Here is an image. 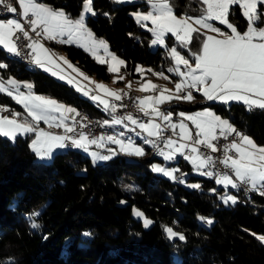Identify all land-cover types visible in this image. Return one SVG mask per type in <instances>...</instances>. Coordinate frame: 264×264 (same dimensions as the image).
<instances>
[{"label":"trees","instance_id":"16d2710c","mask_svg":"<svg viewBox=\"0 0 264 264\" xmlns=\"http://www.w3.org/2000/svg\"><path fill=\"white\" fill-rule=\"evenodd\" d=\"M39 1L75 17L86 0ZM144 4L92 0L95 15L89 13L86 24L96 36L107 40L133 76H139L134 72L136 65L143 64L151 69L147 76L159 78L155 73L169 74L173 59L166 48H151L152 32L134 18L133 12ZM171 4L179 15H200L205 8L202 0H171ZM229 20L239 31L247 29V18L238 5L231 7ZM200 33L202 40L204 33ZM192 36V44L183 49L171 34L166 41L190 54L201 46L197 34ZM49 45L64 50L88 73L110 78L106 64L82 47L54 41ZM3 57L7 65L0 69L3 76L29 78L36 92L90 115L107 116L98 104L79 95L68 83L40 68H28L30 63L9 57L0 46V59ZM0 100L19 106L2 92ZM202 104L264 145V109L249 111L237 101H196L166 105L164 110L179 106L195 109ZM30 137L27 134L13 141L0 135V264H264V242L259 239V234L264 235V196L237 188V203L225 205L218 196L223 188L217 186L215 177L192 173L184 156L173 163L199 187L171 181L144 163L160 159L149 144H145L138 161L120 153L93 163L81 150L66 148L44 162L31 149ZM134 207L153 220L149 227L134 217ZM200 217L213 222L208 224ZM33 221L40 227L32 228ZM168 227L185 239L169 238Z\"/></svg>","mask_w":264,"mask_h":264},{"label":"snow or ice","instance_id":"6c2138e0","mask_svg":"<svg viewBox=\"0 0 264 264\" xmlns=\"http://www.w3.org/2000/svg\"><path fill=\"white\" fill-rule=\"evenodd\" d=\"M17 2L23 10L21 19H0V45H3L9 53L20 55L17 42L21 39L29 41L26 47L31 49V52L28 55L32 57L37 66L51 71L54 76L59 75L60 79H66L85 96L90 94L89 91L85 90L74 78L65 75L60 65L52 59L49 50L38 40L33 39L30 32L35 33L36 37L43 36L45 39L56 40L58 43L79 42L82 47L93 54L103 48L112 61L109 64V72H118V65H124L125 62L122 59L108 52L105 41L94 38L92 32L86 28L83 13L79 19L73 20L63 10H54L37 3L36 0H17ZM117 2H123V0H117ZM148 2L151 6L150 11L137 12L134 15L137 22L144 27L147 25L143 22L151 21L152 27L148 28V31L153 33L154 39L151 41L153 45L167 47L166 36L171 34L179 48H187L193 42L192 34L196 33V39L201 45L200 49L191 52L190 58H186L181 54V51H178L177 46L169 48V54L175 61V67H169L168 72L175 73L180 77L179 81L175 83L177 95L166 96L164 91L170 93L171 90H164L158 97L148 96L139 99V111L150 117L147 122H141L134 118L133 114L127 113L124 116L112 115L111 121L101 122V127L123 124L125 129L135 132L137 137L146 133L144 143L158 148L159 154L163 155L166 160L173 159L176 153L184 155V150L188 149L191 155H185V159H190L198 171L217 163L211 156L200 151L201 146L211 149L212 152L222 151L223 157L218 162L230 172L217 173L216 182L225 187L231 185L233 188L250 185V190H260L264 195V146H258L248 135L242 134L232 123L210 110L205 109L195 114L179 112L178 115L181 119L178 123H173L172 111L169 109L160 111L158 107L172 99L192 101L195 99L192 90H196L202 92L203 97L209 101H220L225 104L230 101L243 102L249 111L253 108L264 109V27L259 26L264 24V7H261L264 6V0H202L206 7L198 17L185 15L180 18L174 14L171 0H148ZM0 3L4 4L7 11L17 13V8L5 3V0H0ZM237 5L242 9V14L248 21L247 30L243 33L238 31L237 26L229 20L231 7ZM85 12L95 15L92 10V0H86ZM210 21H219L220 24L226 25L231 30L230 34L222 32ZM193 24L217 33L223 38L207 35L200 40L203 34L198 28H194ZM60 59L73 72H79V69L65 58L61 57ZM97 60L100 63L106 62L100 60L98 56ZM181 65L186 70H181ZM6 67V64L0 63V69ZM136 71L142 72L143 70L137 67ZM155 75L162 76L163 73H155ZM123 78L119 77L121 80ZM23 88L27 89V92L21 91V84L15 79L10 78L6 82L0 79V92L12 96L18 104L23 106L27 116L31 118V120L27 118L23 121L18 120L17 117L21 116L19 112H12L11 118L0 116V135L15 141L18 135L35 133V139L32 140L30 147L39 159L50 160L55 149L76 148L89 153L94 163L106 161L116 154L114 149H108L109 155H102L97 151L90 152V146L95 145L97 148H102L106 143L118 145L119 151L127 155H144L143 148L137 146L131 136L125 138L124 132L95 137L90 133L78 131L75 125L79 124L80 128H86L88 125L75 119L80 115L75 108L59 103L55 99L36 95L33 92L34 85L32 83L24 82ZM96 88L104 89L114 99L109 101L99 95H91L90 98L93 101H99L106 112L115 114L117 112L115 101L121 100V93L111 92L102 84H97ZM154 88L155 85L149 83L140 90L146 91ZM181 92L185 94L180 96ZM149 102H151V111L146 107ZM3 111H7V109L5 108ZM68 114L74 115L69 116ZM156 118L165 122L163 127L161 123L155 122ZM69 119L72 120V124L66 123ZM40 121L47 124L49 128L63 129L64 134H53L40 129L38 127ZM125 121L135 127L129 128V125L124 123ZM184 121H191L195 128V135ZM137 128L140 131H136ZM165 128L171 129L173 136H179L180 141L183 142H178L171 136L165 137L163 135ZM177 129L179 132L176 131ZM233 133H235V138L222 147L213 143L221 137L227 139ZM152 137L162 139L169 151L165 152L163 149H159L156 141L150 139ZM153 171L162 172L173 179L176 178L172 171L158 165L153 166ZM201 174L213 175L210 171L201 172ZM181 183H183L182 180ZM191 186L199 187V185ZM223 200L225 203L229 201L233 204L237 203V197L233 195L225 194ZM34 215H39V213ZM136 215L142 217L143 213L137 211ZM29 219L31 220V217ZM200 219L207 220L208 224L213 222L205 217H200ZM151 223L150 220H144L146 227ZM31 227L39 228L40 225L33 221ZM166 232L169 238L178 236L180 240L185 239L183 234L173 231L171 227L166 228ZM85 235L90 234L86 233ZM259 239L264 241V236H260Z\"/></svg>","mask_w":264,"mask_h":264},{"label":"rangeland","instance_id":"374dc122","mask_svg":"<svg viewBox=\"0 0 264 264\" xmlns=\"http://www.w3.org/2000/svg\"><path fill=\"white\" fill-rule=\"evenodd\" d=\"M85 4H86V1L84 2V5H83V7H82V10H81L80 14L77 15V16H75V17H72V19H74V18H75V19H79L80 16H81V14L83 13V14H84V20H86L87 13L85 12ZM15 7H17V6H15ZM205 7H206V5H205ZM17 10H18V9H17ZM15 15H16V13H12V12H11L10 16L8 15V16H6V17H0V19H20V18L16 17ZM183 16H185V15H183ZM183 16H182V17H183ZM188 16H190V15H188ZM191 16H193V15H191ZM198 16H199V15H196V16H193V17H198ZM70 17H71V16H70ZM210 22L213 23L214 26H216V27H219V26H220V27H223V28H227L226 25H222V24H220L219 21H210ZM230 22H231V21H230ZM231 23H232L233 25H235L233 22H231ZM261 25H263V24H261ZM261 25H259V26H261ZM85 26H86V28H87L88 30H90V31L92 32V30L90 29V27L86 24V21H85ZM193 27H194V28H198L200 31L206 30V31H208V32L210 33L209 30H207V29H205V28H202V27H200L199 25H195V24H193ZM261 27H264V25L261 26ZM229 30H230V29H229ZM92 34H93L94 38H96L97 40H103V41H105V43L107 44V48H108V52H109V53L114 54V55L117 56L119 59H122V60L125 62V60H124L121 56H119L115 51H113V50L110 48V46H109V44H108V42H107V40H106L105 38H103V37H98V36H96L93 32H92ZM152 35H153V33H152ZM41 37H42V36H41ZM41 37H39V38H41ZM42 39H43V38H42ZM65 39H66V37H65ZM153 39H154V36L152 37V40H153ZM152 40H151V41H152ZM50 41L57 42L56 40H49V39H47V42L50 43ZM69 44H75V45H78V46L82 47L81 44H80L79 42H72V43H69ZM166 44H167V41H166ZM0 46H1L2 48H4L3 45H0ZM159 46H161V47H163V48H166V49H167V54L170 56V54H169V48L172 47V46H177V45H176V44H167V47H165L164 45H153V44L151 43V48H152L153 50L157 49ZM45 47L49 50V54L52 56V59L55 60L56 64H59L60 67L64 70V74H65V75H68V76H71L72 78H74L75 81H77L81 86H83V87L85 88V90H88V91H89L90 89H92V90L95 91V93H94V94H89L88 96H85L81 91H78L77 88H76L74 85L69 84V83L67 82L66 79H60V78H59V75H57V76H54V75H53V76L56 77V78L59 79V80H62V81H64V82L68 83L70 86H72V87L74 88V90H75L79 95H81V96H83V97H86V98H89L91 101H93V100L90 98L91 95H99V96H101V97H103V98H105V99H107V100H109V101H111V99H113V97L109 96V95L105 92L104 89H98V88H96V85H97V84H102V85H104L105 88H106L107 90L111 91V92H120V91H123V90L132 89V90H135V91L141 93V92H144V91H141L140 89H141L143 86H146V85H148V84L150 83L151 85H155V88H154V89H157V90L159 91V94H158V95H160L161 91H164V90H171L170 93H169L168 91H164V95H166V96L169 95V94H171L172 96L177 95V93L175 92V83L179 81L180 77L177 76L175 73H169V74H168V73H164V76H160V75H159V78H152V77H150V76H147V74H148L147 70L149 69V67H147V66H145V65H143V64H137L136 67H135L134 72H135L136 74H139V76H138V75H134V76H133L131 70H126V69H125V66H126V62H125L124 65H118V67H119V71H118V72H111V76H110V78H109V79H104V78H100V77L96 76L95 74H90V73H88L87 71H85L84 69H82L78 64H76L75 62H73V61L67 56V54L65 53L64 50L59 49V48L48 47V46H45ZM82 48L85 49L84 47H82ZM4 49H5V48H4ZM5 50H6V49H5ZM85 50H86V49H85ZM86 51H87V50H86ZM178 51H181V50L178 49ZM7 52H8V51H7ZM87 52H89V53H90V54H91L96 60H97V56H98V57L100 58V60H104V61H106L104 64H106L107 69L109 68V64L112 63V61H111V59H110V56H108V55L105 53V50H104L103 48H100L95 54H93L91 51H87ZM181 54H182V55H185L186 58H190V54H191V53H190V54H185L184 52L181 51ZM61 57L65 58V59H66L70 64H72L74 67L78 68V69H79V72H73L72 69L69 68L66 64H64V61L60 59ZM42 58H43V56H42ZM97 61H98V60H97ZM190 62H192V59H190ZM0 63H4V64H5V63H6V59H5L4 57H3L2 59H0ZM193 66H194V64H193ZM27 67L30 68V69H33V68H40V69H42L43 71H45V72H47V73H49V74L52 75V72H51V71H46L44 67L37 66V65L33 62V60H32V63H30V64L27 65ZM137 67H140L143 71H142V72H137V71H136V68H137ZM170 67H175V61H174V60H173V63H172V65H171ZM180 67H181V70H186V69H184V66H183V65H181ZM53 70H55V68H53ZM80 73H83V75H80ZM85 77H87V79H85ZM119 77H124V78L121 80V79H119ZM165 77H167V79H165ZM10 78H11V79H15L16 81L20 82V84H21V91H25V92H27V89H24V88H23V83H24V82H29V83H32V84H33L32 80L29 79V78H19V77L13 75V74H9V75H7V76H3V75L1 74V70H0V79H3V80L6 82V81H7L8 79H10ZM129 85H130V86H129ZM6 86H7V87H10V86H8V85H6ZM154 89H149L148 91H152V90H154ZM146 91H147V90H146ZM33 92H34L36 95L44 96V97H46V98L55 99V100H57L59 103H62V104H64V105L68 106V107L75 108V107H73L72 105H70L69 103H66V102H64V101H61V100H59V99H57V98H55V97H53V96H51V95H49V94H46V93H39V92H36L35 90H33ZM195 92H196V90H192V94H193V96L195 95ZM2 93H4V92H2ZM4 94H6V93H4ZM6 95H7V94H6ZM179 95H180V96H183L182 93H179ZM149 96H152V95H149ZM10 97L12 98V100H13L15 103H17L16 100L13 99L12 96H10ZM146 97H148V96H146ZM152 97H158V96H152ZM144 98H145V97H144ZM93 102H95L96 104H98V105L104 110L103 105L100 104L99 101H93ZM166 102H170L171 105H173V104H177V103H180V102L184 103L185 100H183V99H179V100H177V99H172V100H170V101H166ZM17 104H18V103H17ZM164 104H165V105H168V103H164ZM18 105H19V106H17L16 104H12V103H8V102H6V101H2V100H0V116H9V118H11V113H12V112H19V113H21V116H20V117H17L18 120L23 121V120L26 119V118H27L28 120H31V118L27 116V112H26V110L23 108V106L20 105V104H18ZM161 106H163V104H161V105L158 106L160 111H161ZM146 107H147L148 110L150 111V110H151V102H149V104H148ZM5 108L7 109V111H3V109H5ZM75 109H76V108H75ZM167 109H169V110L172 111V117L175 116V109H176V111L178 112V114H179V112H185L186 114H191V113L189 112V110H186V108H183V107H180V106H179V107H176L175 109H173V108H167ZM104 111H105V110H104ZM105 112H106V111H105ZM106 113H107V116H104L102 119H103V120H109V121H111V119H112V115H114V114H110L109 112H106ZM68 115H70V114H68ZM180 119H181L180 117L177 118V119H173V118H172V122H173V123H174L175 121H176V122H179ZM184 122L189 126L188 121H184ZM38 127H39L40 129L45 130V131L51 132V133H53V134H59V133L56 132V131L59 130L58 128H55V127H53V128H49L48 125L45 124L43 121H40V122H39ZM49 130H50V131H49ZM29 135L31 136V137H30V145H31L32 140L35 139V133L29 134ZM131 135H136V134H131ZM19 136H25V135H18L17 137H19ZM143 136H146V134H144ZM4 137H5V136H4ZM7 138H8V137H7ZM9 139H10V138H9ZM10 140H12V139H10ZM65 149H66V148H65ZM65 149H55V150H54V154H55L56 152L60 151V150H65ZM91 151H97V152L101 153L102 155H105V154H103L98 148H95L94 146L90 148V152H91ZM165 152H167V151H165ZM84 153H85V152H84ZM85 154L88 155L89 153H85ZM89 155H90V154H89ZM107 155H109V153H108ZM112 156H114V155H112ZM90 157H91V155H90ZM140 157H141V156H133V157H130V156H129L128 159H130V160H134V161H138V160H140ZM150 157H151V156H150ZM159 158H160V159H155V160L148 161V162H144V163H145V164L148 166V168L151 169V170H153V166H154V165H158V166H160V167H162V168H165V169H167V170H169V171H172V172H173V175L176 177L175 179L169 177L168 175H165V174L162 173V172L154 171L156 174L162 175V176H164V177L170 179L171 181H175V182H176V181H181V180H182L186 187H189V188H198V187H192V186H191V185H199V183H198V182H195V181L187 180V175H188L187 172H185V171L179 172V171L181 170V168L179 167V165L173 163L171 160H166V159L164 158L163 155H160ZM37 159H38V160H41V159H39L38 157H37ZM51 159H52V158H51ZM51 159H50V160H51ZM91 159H92V157H91ZM50 160L46 159V160H41V161L46 162V161H50ZM92 162H93V160H92ZM100 162H103V161H96L95 163H100ZM93 163H94V162H93ZM216 178H217V176H216ZM216 180H217V179H216ZM218 186H220V184H218ZM236 189H237V188H233V187H231V185H229L228 187H225V186L223 185V190L218 191L219 199H220L221 201H223V203H224L225 205H231V204H233L231 201H229L228 203H225L224 200H223V197L225 196V194H228V195L236 196V197H237V200H239V195H238V194L236 193V191H235ZM137 211L143 213V216H142V217H141V216H137V215H136V212H137ZM133 215H134V217H136V218H138V219H141L142 222H143V225H144V226H145V224H144V220H145V219L150 220L151 222H153V220H152L150 217L146 216L145 213H144L140 208H138V207H134V209H133ZM151 224H152V223H151ZM151 224H150V225H151ZM150 225H148L147 227H149ZM145 227H146V226H145ZM167 234H168V233H167ZM260 236H264V235H260V234H259V237H260ZM263 242H264V241H263Z\"/></svg>","mask_w":264,"mask_h":264},{"label":"built area","instance_id":"2783aa9c","mask_svg":"<svg viewBox=\"0 0 264 264\" xmlns=\"http://www.w3.org/2000/svg\"><path fill=\"white\" fill-rule=\"evenodd\" d=\"M5 3H7V4L11 5V6H14V7L17 6V0H5ZM0 7H1V9H5L3 3H0ZM15 16L18 17V18H21L22 17L21 16V11L18 10ZM25 27L27 28L26 24H25ZM17 35H20V34L17 33ZM30 35L32 36L33 39L39 40V37H36L35 33H31L30 32ZM28 43H29V41L23 40V39L18 41L17 42L18 50L20 51V54H22L23 56H25V57H27L29 59H32V57L30 55H28L31 52V49L26 47V45ZM89 93L90 94H94L95 91L90 89ZM119 93H121V97L122 98L119 101H115V103L117 105V112L114 115H116V116H124L127 113H131V114H133L134 118H137L139 121L146 122V121H148L150 119V117L145 116L143 114V112L139 111V99L144 98L147 95L157 96L158 95V90L157 89H154L152 91H148L147 90V91H144V92H141V93H139V92H137L135 90H132V89H128V90L120 91ZM181 93L183 95L185 94L183 92H181ZM113 99H111V101ZM76 111L80 115L76 116L75 119L77 121H80L81 123H84V124L88 125L86 128H80L79 124L75 125L78 131H84L86 133H90L91 136H95V137L110 135V128H111L110 126L101 127V122L104 121L102 118L90 115L89 112L81 111L80 109H77V108H76ZM72 115H74V114H70L69 116H72ZM84 117H86L87 119H82ZM155 120L157 121V123H161V125L163 127L165 122L160 121L159 118H156ZM128 125H129V128L135 127V126L131 125L130 122H128ZM235 128L239 132H241L242 134H245V131L242 128L237 127V126ZM136 131H140V129L137 128ZM56 132L60 133V134H64L63 129H59ZM144 134H146V133H144ZM163 135L165 137L171 136L175 140H180L179 136H173V133H172L171 129L165 128V130L163 132ZM234 138H235V133H233L227 139H224L223 137H221L218 141H214V143L217 144L218 147H222L224 144L229 143ZM150 139H153V140L156 141V143L159 145V149H163V151H166L168 149L167 147H165L162 139L156 138V137H152ZM92 146L96 147L95 145H92ZM100 149H101V152L103 154H105V155L108 154V149H107V145L106 144H105V147H102ZM200 151L202 153H204L205 155H207V156H211L214 161H217V163L214 166H210V167L206 168L208 171L213 172L214 174L223 173V172H230L229 169H225L223 164L218 162L223 157V152L222 151L212 152L211 149H207V148H204L202 146L200 148ZM156 154H159L158 148H155V155ZM184 155H189L190 156L191 153H190V151L188 149H186L185 152H184ZM239 189L244 191L246 194L258 193V194L262 195L260 190H250L251 189L250 185H241L239 187ZM262 196H264V195H262Z\"/></svg>","mask_w":264,"mask_h":264},{"label":"crops","instance_id":"0c3cea01","mask_svg":"<svg viewBox=\"0 0 264 264\" xmlns=\"http://www.w3.org/2000/svg\"><path fill=\"white\" fill-rule=\"evenodd\" d=\"M36 2L37 3H41V4H43V5H45V6H47V7H50V8H52L51 6H49L48 4H45V3H42L41 1H39V0H36ZM123 2H143V3H145L146 4V6L144 7V8H138L137 10H135L134 12H133V15H134V13H137V12H144V11H150L151 10V6H150V4H149V2H148V0H123ZM144 4V5H145ZM18 10H20L21 11V16H22V9L20 8V6H19V4H18V2H17V7H16ZM52 9H54V10H62V9H55V8H52ZM17 10V11H18ZM87 13V15L89 14V12H86ZM67 14V13H66ZM174 14L178 17V18H180V17H182L183 15H179V14H177L175 11H174ZM191 16V15H190ZM193 16H196V15H193ZM71 19H72V17H70ZM134 18L136 19V17H135V15H134ZM21 19V18H20ZM73 20H75V18L73 19ZM137 20V19H136ZM86 20H84V22H85ZM143 24H146L147 25V28H151L152 27V24H151V21H145V22H143ZM264 25V24H263ZM263 25H261V26H263ZM219 28L221 29V31L222 32H226V33H228V34H230V32H231V30H229L228 28H223V27H220L219 26ZM247 30V29H246ZM245 30V31H246ZM239 31V30H238ZM203 33H204V38L207 36V35H213V36H216V38H223L222 36H220L219 34H217V33H213V32H208V31H206V30H203L202 31ZM241 33H243L242 31H240ZM43 38V39H42ZM40 43H42L44 46H48V47H51L50 45H49V42H47V39H45L43 36L41 37V38H39V40H38ZM194 64V63H193ZM196 92H199L200 93V95H197L196 94ZM195 92V95H194V100H192V101H187V100H185V102L187 103V102H191V103H195L196 101H198L199 103H204V102H207V101H209V100H207L205 97H203V95H202V92H200V91H196ZM158 94H159V91H158ZM147 96H149V95H147ZM153 96V95H152ZM157 96H159V95H157ZM146 97V96H145ZM216 102H220V101H216ZM230 102H233V101H230ZM230 102H228V103H230ZM165 103H168V105H170L171 103L170 102H165ZM220 103H222V102H220ZM243 103V102H242ZM166 105L163 103V106H161V111H164V107H165ZM205 109H207V110H210V111H212L213 113H215L217 116H219V117H221L222 119H224V120H228L230 123H232V125L234 126V127H236L235 125H234V123L229 119V118H227V117H224V116H222L221 114H219L218 112H216L212 107H210V106H208V105H205V104H202L201 106H199V107H197V108H195V109H187L186 108V110H189V112L191 113V114H195L196 112H200V111H203V110H205ZM151 111V110H150ZM173 119H177V118H179V115H178V112L176 111V109H175V116H173L172 117ZM141 122H144V121H141ZM147 122V121H146ZM155 122L157 123V121L155 120ZM66 123H68V124H72V121H71V119H69V120H67L66 121ZM174 123H178V122H174ZM188 123H189V128L190 129H192L193 130V135H195V128H194V125L191 123V121H188ZM177 132H179V129H177L176 130ZM219 131V130H218ZM60 134V133H59ZM144 135V134H143ZM141 136V137H137L136 135H129V134H125V138L126 137H128V136H131L132 137V139L135 141V144L137 145V146H140V147H142L143 148V150H144V152H145V144L146 143H144V137H146V136ZM245 135H248V134H245ZM249 136V138H251L258 146H264V145H261V144H259L251 135H248ZM175 140V139H174ZM176 141H178V142H183V141H180V140H176ZM190 143V142H189ZM214 143V142H213ZM106 145H107V149H109V148H111V149H114L115 150V152H116V154L115 155H117V154H123V155H125V156H127V157H133V156H136V155H127V154H124V153H122V152H120L119 151V146L118 145H115V144H108V143H106ZM146 145H148V144H146ZM150 146H151V144H149ZM91 147H93V146H90V148ZM95 148H97V147H95ZM100 151H101V149L100 148H98ZM78 150H80V149H78ZM186 150V149H185ZM185 150H184V152H185ZM82 152H84L83 150H81ZM166 151H169V149H167ZM108 153H109V151H108ZM110 154V153H109ZM231 154V153H230ZM89 155V154H88ZM90 156V155H89ZM180 156H183L182 154H180V153H176L175 154V156H174V158L173 159H171V161L172 162H174V161H176V159L178 158V157H180ZM185 157V156H184ZM189 163H190V165L192 166V173H194V174H197V175H203V174H201V172H209L206 168L205 169H201V170H197L195 167H194V165L191 163V161H190V159H186ZM213 173V172H212ZM206 176H209V175H206ZM216 174H214L213 173V175L211 176V177H215V181H217L216 179ZM217 183V182H216ZM217 186H218V183H217ZM218 187H222L223 188V184H220V186H218Z\"/></svg>","mask_w":264,"mask_h":264},{"label":"bare ground","instance_id":"6f19581e","mask_svg":"<svg viewBox=\"0 0 264 264\" xmlns=\"http://www.w3.org/2000/svg\"><path fill=\"white\" fill-rule=\"evenodd\" d=\"M10 14H11V12L7 11L6 9H1V7H0V16H7V15L10 16ZM7 55L9 57L18 59V60H20L22 62H25V63H32V59H29V58L23 56L22 54H20V55H14L12 53L7 52ZM124 123L125 124H128V121H125ZM118 132H124L125 134H129V135L135 134V132H131V131H128L127 129H125V127H124L123 124L122 125H114V126H111V128H110V135H114L115 133H118ZM151 149H152L151 152L155 155V147H153L151 145ZM157 155H159V154H156V156ZM183 156H185V155H183Z\"/></svg>","mask_w":264,"mask_h":264}]
</instances>
